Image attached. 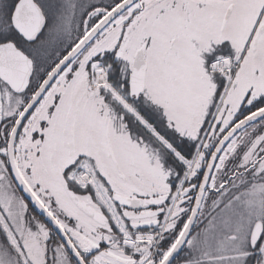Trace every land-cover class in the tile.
<instances>
[{"label": "flooded vegetation", "instance_id": "1", "mask_svg": "<svg viewBox=\"0 0 264 264\" xmlns=\"http://www.w3.org/2000/svg\"><path fill=\"white\" fill-rule=\"evenodd\" d=\"M34 1L41 8L44 24L36 39L29 42L12 26L18 0H0V44L12 41L32 60V74L23 92L12 91L0 80V264H80L68 243L85 264L120 262L121 258L114 254L124 255L125 262L131 264L145 260L148 246L136 240L137 245L128 248L120 227L128 231L132 240L143 234L156 239L160 233L158 247L163 235L175 231L191 213L201 181H195L194 164L204 158V172L218 140L245 115L236 116L224 130L220 127L214 144L211 142L214 129L209 124L205 128L206 118H203L192 133L204 136L203 147L198 150L184 181L179 180L184 173V161L179 155L191 159L181 150L185 139L182 137V143L177 144V139L168 140L159 133L157 121L162 122L163 107L158 110V104L146 94L151 89L153 59L156 63L162 55L168 60L172 56L180 59L195 50L190 46L186 53L178 48L164 51L159 44L153 46L158 36L153 40L145 38L139 46L147 42L145 85L135 97L130 92V73L138 47L131 58V24L143 11L158 7L157 16L149 14L147 27L153 22L158 25L163 14L159 13V5L170 2V9L187 10V37L196 51L200 49L197 41L212 42L207 49L203 48L201 57H208L217 42L218 49L228 42L229 47H225L228 56L235 58L244 42L253 41L255 32L256 42L264 34L258 35V22L255 31L250 29L242 37L244 25L239 29L236 24L245 9H249L245 18L252 21L262 0L135 2L111 20L53 78L50 76L60 61L121 0H94L84 3V7L62 3L51 11ZM83 8H86L84 12ZM171 22L175 25L172 14ZM62 25L69 28L67 36L59 32ZM176 41V37L166 40ZM239 43L240 49L235 46ZM169 64L172 68L168 67L166 74L174 78L177 92L180 83L175 77L179 72L174 70L172 61ZM164 75L160 78L162 84ZM47 78L41 97L20 121L11 140L17 120ZM161 85L158 84V90L162 89ZM247 132L250 136L245 135ZM235 138V144L229 150V144L225 146L219 155L216 166L219 161L220 166L214 168L195 225L202 212L209 217L217 206L247 199L251 194L253 209H246V216L240 217L248 219L247 225L226 231L224 238L228 240L222 242L221 252L214 254L207 264H229V261L264 264V119L251 124ZM253 143V147H247ZM191 148L187 147V154ZM248 150L251 160L246 163ZM69 192L100 214V220L87 215ZM115 195L155 203L131 209L115 202ZM212 200H219V204L210 211ZM253 232L257 233L255 238ZM88 236L92 240L84 245ZM155 250L147 264H157L163 256L159 253L161 249ZM190 261L189 264H195V260Z\"/></svg>", "mask_w": 264, "mask_h": 264}, {"label": "rangeland", "instance_id": "2", "mask_svg": "<svg viewBox=\"0 0 264 264\" xmlns=\"http://www.w3.org/2000/svg\"><path fill=\"white\" fill-rule=\"evenodd\" d=\"M90 1L94 0H37V2H39L47 11L50 9L52 10V8L57 7L62 3L69 4V6L84 7V3ZM152 1L153 0H146V4ZM242 1L250 2L251 0ZM159 6L161 7L159 13L163 12V14L160 15L158 19V25L153 22L147 27L149 23V14H153V17L157 16L158 7L153 8L152 11L149 12L143 11L139 16L135 17L133 20L135 23L131 24L129 44L131 48V58L135 49L137 47L139 48L142 41L147 37H151L153 40L156 36H158L156 42L153 43V46L159 44L160 47H163L164 51L175 50L178 48L186 53V51L190 49V46L195 50V52H193L195 56L192 53H190V55L186 53V56L180 59L179 57L176 58L174 56L169 58V60L173 62L174 70L176 68V73L179 72L177 76L175 74V79L178 83L182 84V86L180 84L177 85L179 87L177 88V92L175 90V85L177 83L172 82L174 78L172 75H169L168 77L166 74L169 70L168 67H170V69L172 68V65L169 64V60L163 55L162 58L159 56L160 62L158 63H156V59H153L151 61L153 79L150 77L149 86L151 89L148 88L149 92L146 94L148 97H151L156 104H158V110L160 107H163L162 110H164V113L166 114L168 119L167 122L173 123V125L177 128L174 129V131L178 133V138L181 139L183 137L186 140L182 143V141L178 139L177 144H183L181 150H185L184 145L188 146L189 144L190 146H194L193 156L191 159H186L179 155L184 161L182 164L184 168V175L179 178V180L181 179V181H184L187 176L188 167L193 165L195 159L197 158L198 150L203 147L202 143L204 136L200 135L197 137L196 133L192 134L193 129L197 131L196 127L199 123L203 122V118H206L204 122L205 128H207L209 124L212 127L211 130L214 129L213 133L215 136L211 137V142L214 144L217 140L216 136H218L220 127L223 130L227 128L236 116L243 113L245 105H250L255 99H259L264 96V34L259 37L257 43L255 41V32L253 35V41L248 40L244 42V47H242L241 52L239 51L235 58L228 56L229 51L226 49L229 47L228 42H225L223 44L224 47L219 49L217 48V42V44L213 47L214 51L210 49L208 57H201V53L204 51L203 48H206L212 42L205 41L204 39L197 41V46L200 49L196 51L197 48L194 47V43L189 41L187 37L189 33L187 31V10L184 9L179 12L178 8L170 9V2ZM85 10L86 8H83L82 12ZM248 11L249 9H245L242 15L236 20V24L239 29H242L244 25L242 37H245L250 29H254L253 31H255L258 22L260 23L258 27V35L260 34L259 30H261L264 26V0H262V4L257 7L256 14L252 21L251 18L246 19L244 16ZM171 14L175 18V25L171 22ZM143 18V23H140L139 20ZM59 32H62L67 36L69 34L68 26H60ZM173 37L177 38L176 42H166V40L169 41ZM235 46L240 49L241 43ZM162 75H164L163 84L160 80ZM219 80L224 83V87L218 93L217 90ZM158 84H162V89L158 90ZM163 86H166V88ZM155 87L157 88V92ZM136 112L137 111L132 108V113L136 115ZM199 116L200 119H198ZM138 119H140V117ZM150 129L152 128L150 127ZM152 130L154 131V129ZM250 134V132L245 133L246 136H250ZM238 138L239 137H237V139ZM237 139L234 138L229 143L227 147L228 150L235 144ZM162 141L163 143H167L169 148L172 149L168 141H165L164 139H162ZM254 145L255 144L253 143L252 145H247V147H253ZM172 150L175 151L174 149ZM245 150L246 149H244L243 152H245ZM249 153L250 150H248L245 155L246 163L251 160L249 159ZM204 160L205 159L202 158L200 162L196 161L194 164L193 170L195 172V177L199 171L203 169ZM179 163L181 164L180 161ZM220 163L221 162L219 161L216 168L220 166ZM181 184L182 183H180V185ZM212 184L213 181L211 182V185ZM248 196L250 197L247 199L240 198L227 201L221 207L217 206L219 204V200H212L209 210L211 211L214 207H217L209 213V217L207 213H204L205 211L202 212V215L198 219L197 224L184 246V252L181 260L187 264L191 262L190 260H195V264H207V260H210L214 254L221 252L223 246L222 242H224V240H228L224 238V233L235 227L246 226L248 223L247 218H240L241 216H246L244 215L247 213L246 209H253L254 201L251 194H248ZM184 222L181 227H183ZM120 223L121 222H118L119 227ZM149 236L150 234L146 236L143 234L142 237ZM139 237L142 238L141 236ZM91 240L92 238L88 236V239H84V245L91 242ZM127 240L128 244L132 245L134 243L137 245L136 238H133V240L127 238ZM226 243H228V241ZM140 244L145 247L148 246L146 243L144 244V242H141ZM121 246L125 248L123 244ZM186 252L188 253L187 255ZM148 253L149 250L144 253V256ZM114 255L119 256L121 261H112L110 264H131V261L125 262L124 255ZM226 263H228V261H226ZM216 264L221 263L216 262ZM229 264L235 263L233 261H229Z\"/></svg>", "mask_w": 264, "mask_h": 264}, {"label": "water", "instance_id": "3", "mask_svg": "<svg viewBox=\"0 0 264 264\" xmlns=\"http://www.w3.org/2000/svg\"><path fill=\"white\" fill-rule=\"evenodd\" d=\"M141 0H122L117 5H115L111 10H109L84 36L83 38L74 46V48L60 61L57 67L54 69L50 78H53L60 70H62L66 64L78 54L95 36L106 27L111 20L119 16L124 10L132 6L135 2H140ZM44 24V16L41 8L34 0H18L12 14V26L26 41H33L42 31ZM264 32V26L260 30V34ZM147 42H145L140 48L135 52L133 63L130 73V92L131 95L138 97L143 91L145 85V76L147 63L144 59V51ZM32 74V60L20 50L16 44L12 41L3 42L0 44V80L7 84L9 88L16 92H23L29 84L30 77ZM49 78L45 79L39 90L30 100L28 105L25 107L21 116L17 120V123L11 133V140L13 134L16 131L20 121L23 117L32 109L36 104L37 100L41 97L46 83ZM264 118V107H261L242 119L234 123L226 133L217 142L210 159L205 167L201 181L198 186V190L195 196L194 204L189 217L187 218L180 234L178 235L176 241L173 243L169 251L163 257V259L158 264H171L173 260L182 250L184 244L186 243L195 221L198 216V212L201 207V203L204 197V192L209 183L210 177L212 175L215 164L219 158L224 147L243 129L252 123ZM69 195L76 201L79 207L89 215L90 217L100 220V214H98L94 209L86 206V203L75 198L71 192ZM115 202L118 204L131 208L138 209L146 205L154 204L153 200H135L125 197L114 196ZM253 236H257V233ZM70 251L78 259L80 264H85L79 256L76 255L72 246L68 243Z\"/></svg>", "mask_w": 264, "mask_h": 264}, {"label": "trees", "instance_id": "4", "mask_svg": "<svg viewBox=\"0 0 264 264\" xmlns=\"http://www.w3.org/2000/svg\"><path fill=\"white\" fill-rule=\"evenodd\" d=\"M220 81L221 80L218 81V90H217L218 93L224 87V83H222ZM263 105H264V96L262 98H260V99L254 100L252 102V104H250V105H245L242 115H247L248 113L254 111L255 109H257V108H259V107H261ZM163 112H164V110H163ZM167 120L168 119L166 117V114L164 113L162 122H158L157 121L159 133L161 135H163L168 140H173V141L175 139H177V140L179 139L180 140V138H178V133H176L174 131V129H177V128L173 125V123H170V122L168 123ZM184 146H185V150H184L185 153L184 154H186V156L188 158H192L194 146L191 145L192 148H191V151L189 152V154L186 153V150H187V147H189L190 145L188 144V146H186V145H184ZM202 174H203V170L201 169L199 171V174H197V176H196V182H198L201 179ZM180 175H182V171H181ZM183 175H184V173H183ZM183 175L181 177H183ZM185 219L186 218H184L183 220H181V223H180L179 227L175 231H171L170 230V231L166 232L165 235H163L162 241L160 242L159 246L157 247V248L161 249V250H159V253L160 254H163L164 255L169 250V248L172 246V244L177 239V237H178V235H179V233H180V231L182 229L181 225L183 224V222H184ZM156 252H157V250H156ZM183 252H184V248L178 254V256L175 258V260L173 261L172 264H185V263H181L182 262L181 257L183 256ZM141 261L142 260H139L138 259L135 264H138Z\"/></svg>", "mask_w": 264, "mask_h": 264}, {"label": "built area", "instance_id": "5", "mask_svg": "<svg viewBox=\"0 0 264 264\" xmlns=\"http://www.w3.org/2000/svg\"><path fill=\"white\" fill-rule=\"evenodd\" d=\"M159 240V237L157 238V241Z\"/></svg>", "mask_w": 264, "mask_h": 264}]
</instances>
